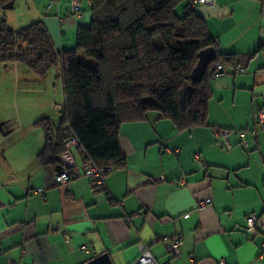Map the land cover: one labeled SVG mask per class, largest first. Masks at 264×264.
<instances>
[{
  "label": "crops",
  "instance_id": "crops-1",
  "mask_svg": "<svg viewBox=\"0 0 264 264\" xmlns=\"http://www.w3.org/2000/svg\"><path fill=\"white\" fill-rule=\"evenodd\" d=\"M70 2L17 0L0 19L12 31L41 22L56 51L71 50L77 28L88 26L91 16L89 0H79L81 18L71 13ZM214 2L194 10L216 52L238 54L245 73L210 80L203 127L178 132L156 112L122 124L118 141L125 165L106 177L104 191L93 190L75 149L76 175L63 187L54 180L58 164L37 159L44 138L34 124L46 109H34L24 120L21 110L9 119L0 106V264H86L101 254L112 264H132L140 242L157 263L264 264V230L252 234L246 226L253 215L264 224V130L254 142L230 136L229 150L218 148L213 134L214 128L232 130L235 121L248 122L238 125L242 129L254 127L255 109L238 106L237 98L241 89L251 88L253 95L256 80L264 84V0ZM24 73L17 65H0V82ZM228 91L231 106L215 115L212 100L224 101ZM242 142L254 153L252 160L236 149ZM182 176L184 185L178 186ZM37 189L43 193L34 195ZM176 236L182 243L173 257L167 247Z\"/></svg>",
  "mask_w": 264,
  "mask_h": 264
},
{
  "label": "trees",
  "instance_id": "trees-1",
  "mask_svg": "<svg viewBox=\"0 0 264 264\" xmlns=\"http://www.w3.org/2000/svg\"><path fill=\"white\" fill-rule=\"evenodd\" d=\"M89 1L90 22L77 28L71 50L56 51L41 22L12 31L0 19V65H17L39 79L51 70L60 73L58 120L45 117L34 124L44 138L39 161L58 164L70 130L83 164L118 170L125 165L118 141L122 124L156 112L178 132L205 126L213 64L241 67L240 58L216 52L201 81L191 85L197 53L215 49V42L195 7H186L187 0ZM16 2L0 0V14L14 10Z\"/></svg>",
  "mask_w": 264,
  "mask_h": 264
},
{
  "label": "rangeland",
  "instance_id": "rangeland-1",
  "mask_svg": "<svg viewBox=\"0 0 264 264\" xmlns=\"http://www.w3.org/2000/svg\"><path fill=\"white\" fill-rule=\"evenodd\" d=\"M181 7L177 9V13H181ZM28 73L19 74L17 79H14V76H9V78L3 79L0 82V106H3L2 112L6 114V117L10 119L13 115V112L16 110H21V116L24 120L29 119L33 114V110H43L46 109L44 113V118L52 116L56 118L59 116V110L63 102V93L61 87V77L58 70H51L48 72L44 79H39L29 71ZM241 75H236L239 77ZM54 78V79H53ZM256 87L253 90V95L249 89H241L238 91L237 101L238 106H244L245 104L251 105L252 109H255L253 112L254 122L256 115L259 111L264 114V84H258V81L255 82ZM231 91H228V96L224 101L212 100V105L214 114L217 115L219 111L223 109L224 106L230 105ZM5 106H9L5 108ZM51 110V111H50ZM50 111V114H49ZM53 111V112H52ZM245 120L241 122H233V127L229 128L231 132L234 130L240 132L242 131L244 136H249V128L238 125H245ZM16 125V123H15ZM248 125V124H247ZM236 127V128H234ZM237 127H240L241 130H238ZM249 127V126H247ZM24 131V130H23ZM261 132V131H260ZM259 133V132H258ZM257 133V134H258ZM235 136V135H231ZM219 139V140H218ZM217 139V146L220 148V138ZM241 139V138H239ZM233 148V147H232ZM235 148V146H234ZM242 155L247 159L254 157V153L251 152L250 147L247 146V143L238 144L236 149L241 150ZM252 160V159H251Z\"/></svg>",
  "mask_w": 264,
  "mask_h": 264
},
{
  "label": "built area",
  "instance_id": "built-area-1",
  "mask_svg": "<svg viewBox=\"0 0 264 264\" xmlns=\"http://www.w3.org/2000/svg\"><path fill=\"white\" fill-rule=\"evenodd\" d=\"M196 5L212 7L215 5V2L214 0H187L186 7L188 9H194ZM70 7H71V13L73 15L77 16V18L82 17V13L80 12L79 0H71ZM229 73L244 74L245 69L237 66L230 67L220 61H217L213 64L209 72V77L211 79H216L221 76L227 75ZM255 75L262 77L263 74L257 71ZM263 130H264V114L261 111H259L255 118L254 128L248 131L250 139L253 142L256 141L257 133ZM213 134L214 136L221 138L220 146L226 150L231 148L229 142V137L231 135L244 137L242 131L231 132L220 128H214ZM67 136L68 138L66 139L63 145V152L57 159L59 168L54 173L55 184L59 187L65 186L70 181L71 176L76 175V171H75L76 164L72 159L71 150L76 149L78 145V141L76 140L75 137H73V134L70 130L67 132ZM79 154L82 158L84 157L81 151H79ZM196 159H199V157L197 156ZM114 170L115 168L112 165L103 168H97L91 162H85L83 164V174L89 180L91 186L94 188L95 191L105 190V175L112 173ZM159 180L161 181L162 178H160ZM177 185L178 186L184 185V176H182L177 180ZM42 193L43 191L41 189H37L33 192L34 195H41ZM199 205H202V202ZM186 217L187 216H185V218ZM246 226H247V231L251 232L252 234L255 233L257 226H260L262 227V229H264V224H260L258 219L254 216H249L247 218ZM156 241H158V238L155 237L152 240V242H156ZM181 243L182 242L180 236H176L172 238L167 247L168 253L173 257L179 256V248ZM137 250H138V257L132 264H169L168 262L157 263L156 260L150 254L147 244H144L142 242L138 243ZM10 264H15V263L11 262ZM219 264H224V263L220 262Z\"/></svg>",
  "mask_w": 264,
  "mask_h": 264
},
{
  "label": "water",
  "instance_id": "water-1",
  "mask_svg": "<svg viewBox=\"0 0 264 264\" xmlns=\"http://www.w3.org/2000/svg\"><path fill=\"white\" fill-rule=\"evenodd\" d=\"M216 57V50L214 48H207L197 53V62L192 69L189 79L191 85L199 83L205 73V70L209 64H211ZM189 88L186 89V92ZM86 264H112L107 254H101L96 258L90 260Z\"/></svg>",
  "mask_w": 264,
  "mask_h": 264
}]
</instances>
